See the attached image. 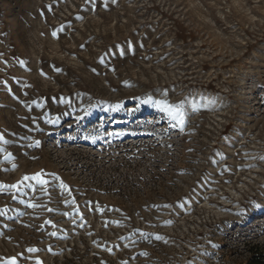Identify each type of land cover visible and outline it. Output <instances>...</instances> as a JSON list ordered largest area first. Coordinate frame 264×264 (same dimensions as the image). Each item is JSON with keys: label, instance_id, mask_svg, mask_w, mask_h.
I'll return each instance as SVG.
<instances>
[{"label": "rangeland", "instance_id": "rangeland-1", "mask_svg": "<svg viewBox=\"0 0 264 264\" xmlns=\"http://www.w3.org/2000/svg\"><path fill=\"white\" fill-rule=\"evenodd\" d=\"M0 136V264H246L264 0H0Z\"/></svg>", "mask_w": 264, "mask_h": 264}, {"label": "trees", "instance_id": "trees-1", "mask_svg": "<svg viewBox=\"0 0 264 264\" xmlns=\"http://www.w3.org/2000/svg\"><path fill=\"white\" fill-rule=\"evenodd\" d=\"M246 264H264V243H248Z\"/></svg>", "mask_w": 264, "mask_h": 264}, {"label": "snow or ice", "instance_id": "snow-or-ice-1", "mask_svg": "<svg viewBox=\"0 0 264 264\" xmlns=\"http://www.w3.org/2000/svg\"><path fill=\"white\" fill-rule=\"evenodd\" d=\"M176 116H179V113H177L176 115H174L173 118H176ZM178 122H179V123H183V118H182V116H180ZM2 139H3V137L0 136V140H2ZM37 143H38V142H37ZM24 179H25V180H28V179H35V180H37L38 182H40L41 184H47V181H46V180H42L39 174H37L36 176L31 177V178H30V177H25ZM61 186L64 187L63 184H62ZM11 187L15 188V187H17V186H16V185H12ZM53 235H55V233H53ZM157 238L159 239V237H157Z\"/></svg>", "mask_w": 264, "mask_h": 264}]
</instances>
